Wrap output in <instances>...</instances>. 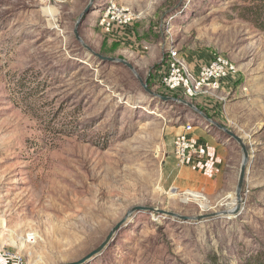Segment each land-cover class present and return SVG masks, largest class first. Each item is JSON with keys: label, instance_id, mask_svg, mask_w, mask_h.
Returning <instances> with one entry per match:
<instances>
[{"label": "rangeland", "instance_id": "rangeland-1", "mask_svg": "<svg viewBox=\"0 0 264 264\" xmlns=\"http://www.w3.org/2000/svg\"><path fill=\"white\" fill-rule=\"evenodd\" d=\"M91 1L0 0L3 264L75 263L135 207L143 211L85 264H212L213 256L243 264L264 250V31L237 14L244 0ZM108 2L141 16L106 34L98 22ZM87 9L81 43L75 28ZM171 48L195 71L221 56L237 73L220 90L187 99L160 86ZM137 77L243 140L241 202L237 143L196 111L151 97ZM186 124L206 151L215 141L236 151V161L209 175L204 158L178 164L173 138ZM27 232L34 243L23 242Z\"/></svg>", "mask_w": 264, "mask_h": 264}, {"label": "built area", "instance_id": "built-area-1", "mask_svg": "<svg viewBox=\"0 0 264 264\" xmlns=\"http://www.w3.org/2000/svg\"><path fill=\"white\" fill-rule=\"evenodd\" d=\"M98 25L101 30L110 34L115 25L124 26L133 23L141 14L108 2L106 8L99 13ZM237 73V66L221 56L213 57L208 63L200 66L196 71L186 63L179 52L171 48L168 50L164 72L160 76V86L167 91L180 90L182 96L193 99L199 95L220 90L226 79ZM193 125H184L182 131L173 138V155L178 164L184 165L189 160H202L206 155L205 147L191 137ZM164 153V158H166ZM26 244L36 240L34 232H27L22 238ZM4 251H0V264L5 258ZM15 264H22L21 258H16Z\"/></svg>", "mask_w": 264, "mask_h": 264}, {"label": "water", "instance_id": "water-1", "mask_svg": "<svg viewBox=\"0 0 264 264\" xmlns=\"http://www.w3.org/2000/svg\"><path fill=\"white\" fill-rule=\"evenodd\" d=\"M89 11H90L89 9L84 11L80 15V17L78 18V21H77V24H76L75 38H76L77 41H79L81 43H82V41L80 40V38L77 35V30H78L79 26L81 25L84 16L87 15L89 13ZM83 46L88 52L94 54L96 57L101 58L102 60H107L109 62H115L117 64H121V65L125 66L126 68H128L133 74H135V71L133 70V67L131 65L127 64L126 62L121 61V60L103 58V57L91 52V50L87 46H85V45H83ZM137 79L141 83V85L143 86L145 91L151 97L158 98V99H160V100H162L164 102L178 103V104L184 105L185 107H187V108H189L191 110L196 111L209 124L215 126L218 130L222 131L225 135H227L230 139H233L237 143V145H238V147L240 148V151H241L242 161H241L240 174H239L238 185H237V190H236V199H237L238 203L241 202L240 195H241V189H242V185H243V177H244V173H245V167H246L248 159H249V152H248L247 147L245 146L243 140L239 136L235 135L234 132L226 129L225 127H223V126H221V125H219L217 123L212 122L207 116H205L198 109H196L190 102H187V101H184V100H179V99H176V98L163 97V96H160V95H158L156 93H153V92L149 91L146 88V86L142 83L141 79H139L138 77H137ZM146 210H148L149 212H154L155 214H158V215H163V216H167V217H170V218H173V219H177V220H180L182 222H187V221L191 220L189 217H183V216H179V215L174 214V213L165 212V211H161V210H157V209H146ZM142 211H143V209L138 208V207H135V208L131 209L128 212V214L121 221H119L109 231V233L106 236L105 240L96 249H94L93 251H91L90 253L85 255L83 258H81L80 260H78L77 262L72 263V264H85L88 261H90L91 259H93L94 257H96L97 255H99L108 246V244L110 243V240L112 239V237L125 225V223L127 222L128 216L132 212L139 213V212H142ZM229 214H234V211H229Z\"/></svg>", "mask_w": 264, "mask_h": 264}, {"label": "trees", "instance_id": "trees-1", "mask_svg": "<svg viewBox=\"0 0 264 264\" xmlns=\"http://www.w3.org/2000/svg\"><path fill=\"white\" fill-rule=\"evenodd\" d=\"M244 5L236 9L239 17L253 25L256 29L264 31V0H244ZM212 264H216V259L211 258ZM243 264H264V250L257 252L243 260Z\"/></svg>", "mask_w": 264, "mask_h": 264}, {"label": "crops", "instance_id": "crops-1", "mask_svg": "<svg viewBox=\"0 0 264 264\" xmlns=\"http://www.w3.org/2000/svg\"><path fill=\"white\" fill-rule=\"evenodd\" d=\"M191 137L195 138L198 142V138H199L198 136H196L198 137L196 138L195 135L192 134ZM234 161H236V151H234L232 148L228 146H224L223 144L220 145L215 141H213L212 144L209 145V150L206 151V155L202 162L204 163L206 170H208V175H209V173H212L213 171L216 172V170H221V168L223 169L225 167H228L230 163ZM195 172H198L200 174L199 171H195Z\"/></svg>", "mask_w": 264, "mask_h": 264}, {"label": "bare ground", "instance_id": "bare-ground-1", "mask_svg": "<svg viewBox=\"0 0 264 264\" xmlns=\"http://www.w3.org/2000/svg\"><path fill=\"white\" fill-rule=\"evenodd\" d=\"M48 14L50 15V16H52V13L51 12H49L48 11ZM185 194H187L188 196H190V197H192L193 199H201L202 201L204 200V198H203V196L201 195V194H199V193H194V192H190V191H187ZM186 200V199H185ZM200 206L202 207V208H205L206 207V204H204V203H200Z\"/></svg>", "mask_w": 264, "mask_h": 264}]
</instances>
